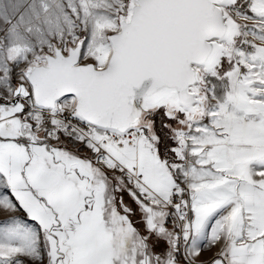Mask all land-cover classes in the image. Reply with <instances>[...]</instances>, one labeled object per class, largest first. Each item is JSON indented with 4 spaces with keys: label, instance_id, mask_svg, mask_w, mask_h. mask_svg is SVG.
<instances>
[{
    "label": "snow or ice",
    "instance_id": "obj_1",
    "mask_svg": "<svg viewBox=\"0 0 264 264\" xmlns=\"http://www.w3.org/2000/svg\"><path fill=\"white\" fill-rule=\"evenodd\" d=\"M0 264H264V0H0Z\"/></svg>",
    "mask_w": 264,
    "mask_h": 264
},
{
    "label": "crops",
    "instance_id": "obj_2",
    "mask_svg": "<svg viewBox=\"0 0 264 264\" xmlns=\"http://www.w3.org/2000/svg\"><path fill=\"white\" fill-rule=\"evenodd\" d=\"M209 255H210V253H208V252H204V253H202L201 258H202V259H206Z\"/></svg>",
    "mask_w": 264,
    "mask_h": 264
},
{
    "label": "rangeland",
    "instance_id": "obj_3",
    "mask_svg": "<svg viewBox=\"0 0 264 264\" xmlns=\"http://www.w3.org/2000/svg\"><path fill=\"white\" fill-rule=\"evenodd\" d=\"M85 152H86V150H84L83 148H81V152H80V154H81V155H84Z\"/></svg>",
    "mask_w": 264,
    "mask_h": 264
}]
</instances>
